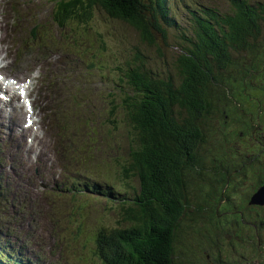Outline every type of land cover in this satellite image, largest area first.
<instances>
[{"label":"trees","instance_id":"trees-1","mask_svg":"<svg viewBox=\"0 0 264 264\" xmlns=\"http://www.w3.org/2000/svg\"><path fill=\"white\" fill-rule=\"evenodd\" d=\"M181 1L184 6L186 1ZM56 2L55 20L75 24L86 35L93 23L92 10H104L113 23L133 29L139 44L158 57L165 58V52L173 48L177 51L170 67L174 76L161 75L143 50L137 52L139 59L123 73L132 94L120 98L110 112H117L127 145L119 154L114 152L109 162L87 169V184L80 190L87 194L84 200H104L119 210L116 226L98 230L93 244L100 264H197L206 255L210 256L208 264H219L211 252L204 255L205 239L201 237L205 244L196 243L188 233H195L194 225L203 213L213 216V197L203 192V178L209 170L206 162L218 158L224 147L213 138L212 122L227 106L219 99L228 102L229 96L240 97L241 81L245 95L251 93L250 87L251 96L264 94V0H227L224 11L190 2L191 7L184 6L186 27L177 23L175 12L171 14L177 4L169 0ZM218 6L224 8L222 3ZM246 73H251L250 80ZM238 103L235 100L237 107ZM236 113L240 119L244 115ZM224 119L225 123L229 120L225 112ZM103 127L104 137L113 139L116 128ZM259 128H253V133ZM89 134L87 123L88 142L105 143L95 135V128ZM73 213L80 218L79 212ZM77 226L83 228L80 223ZM208 236L209 244H216L210 232ZM183 243H188L193 259Z\"/></svg>","mask_w":264,"mask_h":264},{"label":"rangeland","instance_id":"rangeland-1","mask_svg":"<svg viewBox=\"0 0 264 264\" xmlns=\"http://www.w3.org/2000/svg\"><path fill=\"white\" fill-rule=\"evenodd\" d=\"M184 1H186L185 7H191L190 2H192L201 6L217 7L220 11H224L226 6H228L227 0ZM256 1L261 0H250V2ZM1 2H4L6 6L0 9V36L4 39L3 46H0V63H6L7 65L1 73H5L7 77L26 79L25 73L27 71L29 81L33 82L34 86H38L39 89L40 101L35 111L36 120L41 109L42 85L47 86L54 76V70L48 62L50 56H53L50 60L55 61L58 60L57 56L62 57L61 49L81 51L87 53L88 65L96 64V71L87 69V74L89 75L87 78L93 79L96 75L95 82L99 86V88H96L97 94L92 92L93 100L88 109L90 114L89 137L91 136V128H95V135L106 144L100 141L91 142L94 155L91 157L87 156V167H91L92 164L94 167H98L97 164L109 162L110 158H113L114 152L119 154L123 147L127 145V141L124 139V132L119 129L121 125L118 121L117 112L110 115L112 107L119 103L120 98L132 94L124 84V70L130 67L133 61L139 59L137 52L143 50V54L151 58L154 63L153 67L161 75L170 74L174 76V71L170 67L174 61L173 57L176 56V49L173 48L165 52V58L158 57L155 51L139 44L137 33L133 29H129L120 22L112 23L106 21L109 17L98 9L92 10L93 23L91 24L90 33L87 30L86 35L75 24L62 25L55 20L56 0H4ZM170 2L173 5L177 4V7L171 10V14L174 15L175 12L177 23H181L183 27H186L187 19L183 18L187 14L182 1L169 0V4ZM200 2L202 4H198ZM9 3L13 4L12 7L8 6ZM220 3L223 4L224 8L220 9L218 6ZM7 19H14V26L9 27L6 24ZM29 40L35 43L33 45L39 47L40 53L37 55L39 59L35 58V52L29 54V51H27L25 55L21 53L22 47L20 46ZM178 43L184 44L179 41ZM169 44L175 45L176 41H170ZM4 57L6 58L4 59ZM59 69L60 67L57 68V71ZM69 70L72 71V69ZM64 74V70L58 73L55 85H59L62 82ZM100 77L102 80L99 79ZM246 77L250 80L252 78L251 73H246ZM259 78L260 76L256 79ZM67 80L69 91L76 90V80L72 73L68 75ZM262 85L264 86V80ZM244 88V82L241 81L239 86L240 97L229 96L228 102L223 98L219 99L221 104L227 106L223 107L224 110L219 111L221 115H219L218 120L215 119L212 122L213 138L217 139L219 144H224V147L218 151L221 153L218 158L213 157L212 162H206V167L209 170L205 172L203 178L206 181V188L203 192L213 197L214 210L210 212L213 216L203 213V217L194 225L193 230L195 233H188L191 235L189 239L196 243L205 244L202 239L204 238L207 242L203 249V251L205 250L204 255L207 252H211L215 259L219 261V264H264V224H260L264 222V205L259 206L257 203L250 205L251 195L254 192L256 193V190L258 191L264 182V94L259 93L258 96H251L254 93H252L250 87L251 93L245 95L243 93ZM114 100L117 101L113 102ZM235 100H238L239 107L235 105ZM37 104L38 102L35 99V107ZM224 112L229 119L226 123ZM236 112H241L245 118L243 119V116L241 119L240 116L235 117ZM3 116L9 119L7 113H4ZM230 117H233V119L230 120ZM64 120L63 115L57 117L56 124L60 127V131L64 129ZM241 121L245 122L243 126ZM24 122L23 120H18L21 127H23ZM104 124L110 125V128H116L113 139L104 137L106 132L103 127ZM83 127H87V125L85 124ZM258 127H260V130L257 129L258 133H253L252 129ZM24 132L26 135H22L20 139L30 143L31 138H28V136L33 135L32 129L23 130L22 134ZM20 139L16 140L7 133L6 140L0 141V144L3 145L0 151L10 148L9 151L7 150V156H9L11 162L18 147L20 150L22 145H24V141L22 140L21 144ZM51 139L53 140L52 133L45 132L43 127L39 128L35 140L42 149H45L42 151L43 154L40 155L42 157L45 156L47 162L41 161L37 166L35 164V154H32L31 163H27L23 159V162L21 161L18 164L21 174L25 179H28V184L23 179V182L20 180L15 181L16 187L10 186L13 182L14 174L18 175L14 168L16 167V162H14V166H9L10 172L7 173L4 180L0 174V196L4 182H6V187L3 189L2 194L6 197H11V192L14 193L13 201L15 203V206L9 205V203L0 206V223L5 227L2 219L12 217V221L16 220L14 222L16 227L11 229L14 237L26 248L27 245L24 244V238L32 245L38 239L40 242L39 251L42 253L40 256L46 255L47 251H49L52 260H54L59 255L56 248L59 247L63 251H66V248L61 241L55 242L52 240L50 242V247L52 248L48 250L53 231L49 218H46L48 221L46 225L42 219L44 214L42 211L41 184L43 183L42 181L48 179V183H45L50 185L52 176L55 175V179H57V175L54 170L50 169L48 176L44 177L47 173L46 163L49 164L50 168H61L63 176L74 177L75 173L62 163H59L58 167V163L46 148L48 141H51ZM255 139L258 142L253 144ZM211 143L216 145L218 142L213 140ZM20 144L21 146H19ZM31 146L32 144H26L24 148L29 151L28 147ZM30 151H34V146ZM62 157L63 155H61ZM0 159L2 161L5 160L3 156ZM2 167V172L4 173L6 166L2 165ZM38 167L40 170L38 178H42L41 182L39 179L31 177V175L38 173ZM81 169L83 170L85 167L79 168V170ZM86 175V171L81 174V176ZM206 192H209V194ZM51 193L56 197L53 208L58 210L59 213L61 210L63 216H66L70 210L79 212L80 218L74 221V224L88 223V226L98 230L109 229L110 227L112 229L116 226L115 216L119 214V210L115 206L105 205L104 200L86 202L84 199H79V205L70 204L66 208L61 209V206H59L61 205L59 193ZM33 198L35 199L33 200ZM85 199L87 200V197ZM24 200H26V203H24ZM28 203H31V206ZM82 206L83 208H81ZM27 207L32 209L30 213L35 219L31 218L29 212H24ZM33 208H36V217ZM18 214L20 218L17 216ZM57 218L62 217L59 214ZM20 220L27 222L26 226L23 225L24 229H18ZM8 225L11 226V223ZM54 229L57 230V224H54ZM87 232H90V230H87ZM209 232L212 238L215 239L216 244H209L211 243L208 236ZM67 240L68 238L66 237ZM186 244H184L186 252L189 258L193 259L195 255L189 254L192 253V250L190 251L188 243ZM258 247L261 248L259 252ZM87 257L89 260L88 264H100L95 252L88 254ZM184 258H187V256L185 255ZM65 263L79 264L78 261L72 258L70 253H68ZM197 264H208L206 256L205 258L202 256V259L198 260Z\"/></svg>","mask_w":264,"mask_h":264},{"label":"bare ground","instance_id":"bare-ground-1","mask_svg":"<svg viewBox=\"0 0 264 264\" xmlns=\"http://www.w3.org/2000/svg\"><path fill=\"white\" fill-rule=\"evenodd\" d=\"M0 61H1V58H0ZM59 75H61V74H59ZM1 78H2L1 80H5L6 81L5 86H7L8 89H13V90L19 92V94L17 92H15L12 95L11 94L8 95V96L6 95V99H5L7 113L13 119V120L10 119V125H8V128L12 129L14 134H15V136L18 138L20 136V134H22L23 130H31V129H28V128L25 127L26 126V122L29 123L31 121V124L35 125V122L33 121V117H32L34 111L30 108V106H29V104L27 102V99H25L23 96L20 95V93H23L25 97L32 96V94L34 93V89H31L29 86L26 85V83L21 84V85H15L11 80H7L6 79L7 78L6 75H1ZM12 78L19 79V80H22V81L25 80L24 78H15V77H12ZM26 87H28V88H26ZM24 88L27 90V92L23 90ZM1 90L2 91H0V98H2L3 91H6V89L5 88H1ZM32 106H33V109H34L35 108V100H32ZM0 110H5L2 105H0ZM0 115L3 116L1 111H0ZM18 120L25 121L23 127L20 126V124L18 123ZM21 129H22V131H21ZM33 135H34V132H33ZM19 146H21V144ZM28 148L30 150H32L33 149V145L31 147H28ZM21 150L22 149H20L19 154H18L19 157L21 155V153H20ZM39 154H43L42 151H39ZM3 163H4L3 164L4 166H7V163L5 162V160H3ZM34 199L35 198H33V200ZM24 203H26V200H24ZM28 204L31 206V203H28ZM38 209H40V208H38ZM31 210L32 209H30V207H27L24 210V212L25 213L29 212V215L31 216V218H33L32 213H30ZM35 210H36V208H33V212H34L35 217H36L37 216L36 215L37 212H35ZM17 216H19V214ZM19 218H20V216H19ZM23 218H24V216H23ZM33 219H35V218H33ZM14 222H16V220H13V224H11V226L9 227L10 231H11L12 228L16 227ZM26 224H27V222L25 220H20L18 229H22V228L24 229L23 225L26 226ZM0 231H5V227L2 226V223H0ZM13 234L14 233L12 232V235Z\"/></svg>","mask_w":264,"mask_h":264},{"label":"water","instance_id":"water-1","mask_svg":"<svg viewBox=\"0 0 264 264\" xmlns=\"http://www.w3.org/2000/svg\"><path fill=\"white\" fill-rule=\"evenodd\" d=\"M252 203H257L259 205L264 204V185L252 196L250 205Z\"/></svg>","mask_w":264,"mask_h":264},{"label":"flooded vegetation","instance_id":"flooded-vegetation-1","mask_svg":"<svg viewBox=\"0 0 264 264\" xmlns=\"http://www.w3.org/2000/svg\"><path fill=\"white\" fill-rule=\"evenodd\" d=\"M260 245V244H259ZM206 260L208 261V262H210V256L209 255H206Z\"/></svg>","mask_w":264,"mask_h":264}]
</instances>
